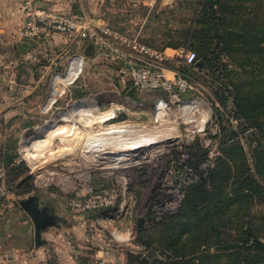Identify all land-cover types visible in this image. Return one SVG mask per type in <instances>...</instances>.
Returning <instances> with one entry per match:
<instances>
[{"label":"rangeland","instance_id":"rangeland-1","mask_svg":"<svg viewBox=\"0 0 264 264\" xmlns=\"http://www.w3.org/2000/svg\"><path fill=\"white\" fill-rule=\"evenodd\" d=\"M62 1L124 38L107 35L117 51L97 47L93 55L53 40L18 52L7 67L0 54V88L9 84L8 96L21 102L0 109V183L10 193L0 196V218L30 195L57 216L42 233L44 254L0 256V264H199L204 254L232 256L246 224L264 235V49H245L252 41L264 46V0H232L237 16L226 11L230 0H217L207 14L200 12L205 0ZM194 24L227 38L213 45L212 67L184 62L196 51L183 38ZM73 52L85 58L76 77L66 72ZM144 62L164 67L169 78L176 72L186 89H134L128 66ZM99 190L116 194L111 205L90 212L67 206L70 196ZM250 243L241 264H264V248Z\"/></svg>","mask_w":264,"mask_h":264},{"label":"built area","instance_id":"built-area-1","mask_svg":"<svg viewBox=\"0 0 264 264\" xmlns=\"http://www.w3.org/2000/svg\"><path fill=\"white\" fill-rule=\"evenodd\" d=\"M23 14L21 39L30 43L33 47H43L55 40L56 35L68 37V42L83 45V49L92 44L98 48L107 47L110 51L117 48L107 42L106 36L124 38L117 31L111 30L106 24H98L95 20L82 12L65 11L55 9L42 4V0H19ZM133 47H140L148 51L143 44L132 40ZM196 61L193 51L185 54L184 62L188 65ZM85 63V58L80 52H73L66 61V72L68 76L78 75ZM127 74L133 88L138 91L164 90L171 92L176 87L180 91L186 89V81L176 72L172 78L166 76L165 68L152 63H133L128 66ZM58 76V75H57ZM185 167L192 171L190 167ZM190 178L186 183H189ZM9 190L0 183V196H9ZM116 194L108 190L87 191L77 193L67 198V206L81 212L100 210L112 204Z\"/></svg>","mask_w":264,"mask_h":264},{"label":"crops","instance_id":"crops-1","mask_svg":"<svg viewBox=\"0 0 264 264\" xmlns=\"http://www.w3.org/2000/svg\"><path fill=\"white\" fill-rule=\"evenodd\" d=\"M61 1L62 0H42V4L51 8L69 11L70 9L64 6L65 3H61ZM62 2H65V0ZM22 20L23 14L19 0H0V54H2L4 59L5 67L10 66V64L14 62L18 52L20 55L30 52L27 51L26 53H22L19 50V43L23 41L20 35ZM100 21L101 23L104 22L102 19H100ZM54 39L55 44L60 46L65 45L64 43H72H68V37L66 38L60 35H56ZM1 77L5 79L6 74L1 75ZM11 92L12 88L9 84L5 83L0 88V94L3 93L2 98H0V109L19 108L18 106L21 102L17 97H9L8 94L11 95ZM7 207H9L8 211H10L12 209V203ZM56 220L57 216H55V222ZM55 222L53 224H55ZM53 224L43 229L42 233ZM32 234L34 235V224L22 208L12 209L8 215L1 216L0 256L12 257L13 261L15 259L24 261L29 260L33 255L41 256L44 254V250L40 252L41 245H35V240L34 244L31 245ZM45 242L42 246L45 245Z\"/></svg>","mask_w":264,"mask_h":264},{"label":"trees","instance_id":"trees-1","mask_svg":"<svg viewBox=\"0 0 264 264\" xmlns=\"http://www.w3.org/2000/svg\"><path fill=\"white\" fill-rule=\"evenodd\" d=\"M216 2L217 0H205L202 3V6H201L202 9L200 10V12H203L206 14L213 12L214 11L213 7ZM230 2L231 3L229 4H225L227 7L226 11L231 13L230 16H237L239 14V12L235 10L238 7L237 3L232 0H230ZM205 8H207L208 10L206 11ZM219 17L220 18L216 16V19L217 20L223 19L222 16H219ZM252 28L256 33L259 32V29L257 30L255 25H253ZM208 29H210V25H205L204 27H198L196 24H194L192 27L187 28V30L183 34L184 35L183 38L184 40L188 41V44L190 45L192 44L191 46H195L193 48L196 51L193 50V52L196 55V59H203L205 66L209 65L212 67L213 66L212 59L214 58L213 50L216 52V48L213 49V45L215 46L227 45V38L225 37V34H222V33L218 34L217 30L214 33H210ZM229 35L237 36L238 32H230ZM253 37L254 38L256 37L255 34ZM218 39L220 40L218 41ZM252 42L248 43V45L245 46V49L250 50L249 51L250 53H254V52L259 53L264 49V46H262L263 44L261 42H259V44L252 43ZM243 43L244 42H239L238 44L239 47H241V49H244L242 47ZM164 46L177 48L179 47V44L167 42ZM182 67L184 68V71H187V69H189V67L191 66L183 65ZM184 71L182 72L184 73ZM217 111L219 110L217 109ZM246 225L248 227H246L244 231H242L236 238V243L238 245L239 250H236V252L233 253V255L235 256L232 255V256H229L228 258L224 255H220L219 253L204 254L203 256H200L198 259L196 258V260L200 261L199 264H241L243 262V255H242L243 247L248 245V243L251 242L250 249L252 250L258 247L264 248V235L251 234L250 229L251 227H253L252 224L249 223V225L248 224ZM262 253L264 255V251ZM230 254L231 253H229V255ZM257 254H261V253L258 252ZM193 260L194 259L187 260V261H181V262H178L177 264H192L191 262Z\"/></svg>","mask_w":264,"mask_h":264},{"label":"water","instance_id":"water-1","mask_svg":"<svg viewBox=\"0 0 264 264\" xmlns=\"http://www.w3.org/2000/svg\"><path fill=\"white\" fill-rule=\"evenodd\" d=\"M32 45L26 41L19 43V50L22 53L32 49ZM97 47L88 44L84 48V53L86 55H93L96 52ZM201 66L202 62L197 63ZM20 207L27 213L31 218L34 224V240L35 245L40 246L45 242L42 238V230L45 229L48 225H51L55 222V216L50 215L48 212V206L45 200L40 199L37 195H30L19 201ZM143 218L138 219V225H142Z\"/></svg>","mask_w":264,"mask_h":264},{"label":"bare ground","instance_id":"bare-ground-1","mask_svg":"<svg viewBox=\"0 0 264 264\" xmlns=\"http://www.w3.org/2000/svg\"><path fill=\"white\" fill-rule=\"evenodd\" d=\"M76 77V76H75ZM54 78V77H53ZM59 78V76H55V78L54 79H58ZM65 79V78H64ZM75 79V78H74ZM52 80V79H51ZM59 80V79H58ZM65 81V80H64ZM63 81V82H64ZM53 83V82H52ZM67 83V82H66ZM54 85V84H53ZM63 88V87H62ZM62 90V89H61ZM50 95V94H49ZM49 100V99H48ZM52 100V99H51ZM47 104V103H46ZM192 104V103H191ZM47 106V105H46ZM203 114V113H202ZM190 116V115H189ZM205 116H206V114H205ZM163 133V132H162ZM50 134H52L51 132L49 133V134H46L47 135V137L46 138H43L42 140H40L38 143H43V142H45L46 140H47V138H48V136L50 135ZM156 135V134H155ZM158 135V134H157ZM164 135H165V133H164ZM152 137V136H151ZM150 137V139H152ZM171 138V137H170ZM149 139V140H150ZM156 139V138H155ZM160 139V138H159ZM165 139V138H164ZM153 140V139H152ZM38 141V140H37ZM48 141V140H47ZM157 141V140H156ZM150 142H151V140H150ZM136 143H134V144H132L133 146H130V147H127V148H118V149H116V150H118V151H125V150H130V149H134V148H136L134 145H135ZM43 145V144H42ZM120 145V144H119ZM124 146V145H123ZM35 147V146H34ZM95 149V148H94ZM109 153V152H108ZM123 154H125V153H123ZM131 154V153H130ZM130 154H128V153H126L125 154V158H126V155L130 158L131 157V155ZM95 156H96V160L99 158V162H101V163H104L105 161H103L102 159L103 158H105V155H107V154H104V153H100V154H94ZM99 155H102V156H100V157H98ZM107 157V156H106ZM95 160V159H94ZM126 162V161H125ZM101 166V165H100ZM103 166V165H102Z\"/></svg>","mask_w":264,"mask_h":264},{"label":"flooded vegetation","instance_id":"flooded-vegetation-1","mask_svg":"<svg viewBox=\"0 0 264 264\" xmlns=\"http://www.w3.org/2000/svg\"><path fill=\"white\" fill-rule=\"evenodd\" d=\"M50 214H53L54 212H53V210L50 208L49 209V211H48ZM52 216H54V214L52 215ZM58 220H60V219H58Z\"/></svg>","mask_w":264,"mask_h":264}]
</instances>
